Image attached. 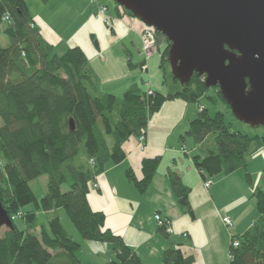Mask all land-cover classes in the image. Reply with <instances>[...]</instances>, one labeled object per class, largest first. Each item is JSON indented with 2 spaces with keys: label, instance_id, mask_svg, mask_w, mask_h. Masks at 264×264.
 <instances>
[{
  "label": "trees",
  "instance_id": "16d2710c",
  "mask_svg": "<svg viewBox=\"0 0 264 264\" xmlns=\"http://www.w3.org/2000/svg\"><path fill=\"white\" fill-rule=\"evenodd\" d=\"M1 36L11 45H0V201L13 226L0 233V264H83L76 256L80 244L67 234L57 214L61 208L83 240L112 246L116 258L108 264H142L120 236L105 229V214L91 209L88 196L108 163L123 162V144L147 136L149 122L165 102L183 99L196 104L206 98L215 106L222 102L230 108L220 90L207 88L197 74L185 86L168 76L171 44L156 33L157 45L164 49L161 68L175 83L173 92L149 95L135 84L120 99L103 94L85 52L75 47L64 55L56 53L37 27L27 0H0ZM211 92H217L215 97ZM224 117L222 111L212 115L204 107L187 132L203 148L208 138L215 144L207 157H193L203 176L246 169L264 149V136L236 132ZM160 161L157 157L143 162L141 181L128 172L141 193L153 181ZM43 176L48 178L47 194L38 199L30 182ZM169 177L175 194L187 206L190 189L173 171ZM254 195L260 217L245 234L233 237L231 243L236 239L240 245L229 248L231 264H264V193ZM40 212L52 213L46 226L39 221ZM19 219L23 229L15 224ZM162 264H194V256L172 246L164 252Z\"/></svg>",
  "mask_w": 264,
  "mask_h": 264
},
{
  "label": "crops",
  "instance_id": "0c3cea01",
  "mask_svg": "<svg viewBox=\"0 0 264 264\" xmlns=\"http://www.w3.org/2000/svg\"><path fill=\"white\" fill-rule=\"evenodd\" d=\"M32 1L38 13L32 11V5L28 8L42 36L55 50L56 43H61L60 52L56 51L59 55L70 48H81L99 81L101 93L120 99L131 86L140 85L141 75L147 73L138 70L147 66L141 39L146 28L140 20L115 4V12H108L112 25L106 27L97 17L98 8L92 0ZM104 4L109 8L106 0ZM153 57L148 59L149 63ZM151 84L144 82L143 88L155 91ZM199 113L198 106L193 107L188 101H167L149 122L145 149L140 150L138 137L125 142L123 162L108 163L97 178V188L88 196L91 209L105 214V229L120 236L140 256L142 264H162L164 252L172 246L180 247L188 256L193 255L194 264H231L232 238L245 234L260 217L254 194L264 193V149L252 157L246 169L221 174L215 181L214 177L201 175L193 164V157L203 155H194L191 150L186 155L184 147L178 145L189 136L191 122ZM197 146L199 150L203 148ZM157 157L161 161L154 179L146 192L141 193L127 174L131 171L134 178L143 180V162ZM170 171L190 189L187 206L172 188ZM210 179L211 188L207 189L205 183ZM43 214L47 221L52 215ZM158 214L168 220L174 232L169 234L158 227L155 221ZM223 216L232 219L231 228L225 226ZM70 231L71 234L66 230L67 234L81 246L76 256L83 264L115 261L110 244L88 242L74 229Z\"/></svg>",
  "mask_w": 264,
  "mask_h": 264
},
{
  "label": "water",
  "instance_id": "95a60500",
  "mask_svg": "<svg viewBox=\"0 0 264 264\" xmlns=\"http://www.w3.org/2000/svg\"><path fill=\"white\" fill-rule=\"evenodd\" d=\"M114 2L168 38L172 77L181 86L205 76L237 120L264 127V0ZM12 226L0 201V230Z\"/></svg>",
  "mask_w": 264,
  "mask_h": 264
},
{
  "label": "rangeland",
  "instance_id": "374dc122",
  "mask_svg": "<svg viewBox=\"0 0 264 264\" xmlns=\"http://www.w3.org/2000/svg\"><path fill=\"white\" fill-rule=\"evenodd\" d=\"M28 1V6L32 5V11L34 13H38L37 11V7L35 2H33L32 0H27ZM44 1H48V0H44ZM109 8L106 4H104V0H92V3L95 5V3L97 2L99 4V6H96L97 9V17H99L100 19L103 20L104 25L106 27H111L112 25V19L109 17L108 12H110L111 14H113L115 12V2L114 0H106ZM106 7L108 8V10L106 11V13L104 15H102V13L100 12V8L99 7ZM107 19L110 20V24H107ZM143 33V32H142ZM142 36V34H141ZM0 45H2L3 47H9L10 41L7 37L5 36H1L0 37ZM57 45V52H60V46L61 43H56ZM158 49L152 56L153 59L151 61V63H149L147 56L145 55L144 51L143 53V60H146V68L145 69H138L140 72L141 71H146L147 73L144 75H141V80H143L145 83L147 82V84L152 83L151 84V89L153 88L155 91L161 92L162 94H169L173 92V87L174 84L171 80L167 79L164 75V67L161 68L162 65V55L164 52V49L162 46H157ZM155 62V63H154ZM167 63V62H166ZM167 70V75L169 76L170 74L172 75V70L170 69V64L168 63L165 67ZM203 79H205V76L202 77ZM166 79V80H165ZM141 80H139L140 85L143 86L144 82H141ZM157 80V81H156ZM206 82V79H205ZM145 86H147L145 84ZM176 86L178 87V85L176 84ZM146 89H148L147 87H145ZM152 92V91H151ZM217 94V92H211L209 95H212L215 97V95ZM151 95V94H149ZM183 100V99H182ZM175 101V99L173 100ZM186 101V100H185ZM189 102V101H188ZM167 103V102H165ZM164 103V104H165ZM193 107H197L198 106V111L201 112V109L206 107V109H208V111H210V113L212 115H214L215 113H217L218 111H222L224 113V121H226L227 125H231L232 129L236 132H241L249 137H255V136H264V127L261 128H253L252 126H249L247 124H245L242 121H239L236 119V117L234 116L232 110H230V108H228L225 104H223L222 102H220L218 104V106H215L210 100L206 99V98H201L200 103H192ZM164 106V105H163ZM162 109V108H161ZM200 114V113H199ZM0 126H3V121L0 119ZM138 141H139V147L140 150H144L145 149V140L141 141V137H138ZM193 138L189 135L187 136V138L181 142H179V147H184V152L187 155V152L189 150H191L192 154L194 155H198V154H202L203 158L207 157V153L210 149H213L214 147V143L212 141V138H208V140L205 142L204 148H202L201 150L198 149L197 144H193ZM186 150V151H185ZM190 153V151H189ZM202 175V174H201ZM211 179H214L213 177H210ZM259 177H256L255 179L258 181ZM209 180L208 183H210ZM216 178L213 180L215 181ZM48 178L46 176L40 177L36 180L31 181V187L33 189L34 194H36V196L38 197V199L43 198L47 193V186H48ZM256 182V181H255ZM215 183V182H214ZM57 214L59 215L60 219H61V224L64 226V228L66 227V230L69 232H71L70 230L74 229L75 231H77L76 227L74 224L71 223V221L69 220L67 214L65 213V210L63 208L59 209L57 211ZM39 221L42 225L46 226L48 221H47V216L45 214H43V212H40L39 214ZM19 218V216H18ZM63 220V221H62ZM157 225L160 229H163L160 227L159 221L157 222ZM15 224L18 228L23 229L24 224L23 221L21 219L16 220ZM225 224V223H224ZM226 226V225H225ZM227 227V226H226ZM229 228V227H227ZM231 228V227H230ZM164 230V229H163ZM5 231V229L1 230V234ZM78 232V231H77ZM71 234V233H69ZM81 236V235H80ZM232 242V241H231ZM105 244V243H104ZM232 245V243H231ZM231 247V246H230ZM229 259H231V253L229 251Z\"/></svg>",
  "mask_w": 264,
  "mask_h": 264
},
{
  "label": "built area",
  "instance_id": "2783aa9c",
  "mask_svg": "<svg viewBox=\"0 0 264 264\" xmlns=\"http://www.w3.org/2000/svg\"><path fill=\"white\" fill-rule=\"evenodd\" d=\"M96 6H99V4L96 2L95 3ZM100 8V12L102 13V15H104L106 13V11L108 10V8L104 7H99ZM7 20L9 21V18H7ZM107 24H110V20L107 19ZM146 29L143 31L141 39H142V49L145 53V55L147 56V59L150 58L158 49L157 48V38H156V31L154 28H148L145 27ZM149 94H153V92L149 91ZM146 141V136H141V141ZM205 186L207 189L211 188V183H205ZM94 188H97V183L94 184ZM155 221H159L160 227L163 228L165 231H167L169 234L174 232L172 231L170 224L168 222V220H165L164 218H162L161 215H156L155 216ZM223 221L225 223V225L227 227H232L233 222L232 219L227 217V216H223ZM233 239V238H232ZM240 243L238 240H234L232 243L233 248H237L239 247Z\"/></svg>",
  "mask_w": 264,
  "mask_h": 264
}]
</instances>
